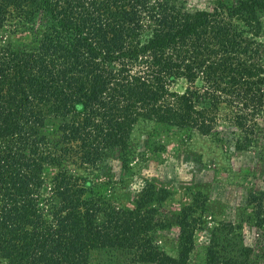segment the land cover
Here are the masks:
<instances>
[{
    "label": "trees",
    "instance_id": "16d2710c",
    "mask_svg": "<svg viewBox=\"0 0 264 264\" xmlns=\"http://www.w3.org/2000/svg\"><path fill=\"white\" fill-rule=\"evenodd\" d=\"M191 1L0 0V264H188L187 210L172 256L153 210L101 187L139 120L218 142L230 127L234 150L264 122V0ZM252 251L219 230L205 264H252Z\"/></svg>",
    "mask_w": 264,
    "mask_h": 264
},
{
    "label": "rangeland",
    "instance_id": "374dc122",
    "mask_svg": "<svg viewBox=\"0 0 264 264\" xmlns=\"http://www.w3.org/2000/svg\"><path fill=\"white\" fill-rule=\"evenodd\" d=\"M215 2L192 0L188 6L202 9ZM256 18L257 38L264 42V14ZM185 87L180 79L172 89L182 92ZM230 131L218 127L216 132L225 137L218 142L215 133L139 120L130 134L125 169L117 168L113 182L101 189L119 207L153 210L150 217L168 227L154 239L172 256L177 254L176 221L187 210L185 221L194 232L188 264H205L206 249L219 230L242 235L253 247L252 264H264V122L242 150H234Z\"/></svg>",
    "mask_w": 264,
    "mask_h": 264
}]
</instances>
